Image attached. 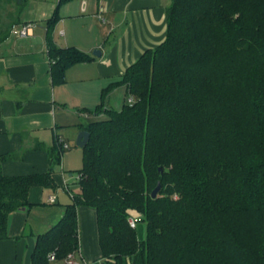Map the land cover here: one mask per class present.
<instances>
[{
    "label": "trees",
    "instance_id": "1",
    "mask_svg": "<svg viewBox=\"0 0 264 264\" xmlns=\"http://www.w3.org/2000/svg\"><path fill=\"white\" fill-rule=\"evenodd\" d=\"M166 19L165 40L88 111L108 118L83 127L90 139L79 193L37 236L32 264L78 255L80 206L97 212L102 259L94 264H264V0H171ZM58 20L56 11L48 28ZM48 41L56 83L93 59ZM117 87L134 100L108 108ZM46 150L45 173L6 176L2 164L13 156H0V241L11 214L31 205L32 188L57 190L64 146ZM129 210L142 214L144 240Z\"/></svg>",
    "mask_w": 264,
    "mask_h": 264
},
{
    "label": "crops",
    "instance_id": "2",
    "mask_svg": "<svg viewBox=\"0 0 264 264\" xmlns=\"http://www.w3.org/2000/svg\"><path fill=\"white\" fill-rule=\"evenodd\" d=\"M42 2L41 8L27 14V18L17 17L15 24L3 28L5 37L0 41V156H13L2 164L6 176L45 173L49 170L46 149L56 142L68 145L61 157L64 165L54 174L59 185L57 189L62 188L63 192L57 195L58 190L51 193L50 189H31V205L9 218V237L0 241L1 264H32L37 236L58 223L65 206L79 193L78 174L76 182H69L73 171L69 177L65 171L70 161L64 155L70 149L69 143L86 125L82 119L90 118L88 111L101 103L103 90L119 81L145 51L156 48L165 40L166 9L171 0ZM56 11L59 20L48 28L47 20ZM10 19L13 18L7 17ZM28 23H33V27L27 36L13 33ZM49 36L56 47H75L93 59L70 66L65 73V82L56 83L48 55ZM95 51L101 54L94 55ZM120 91L126 92V88L117 87L109 94L115 92L117 95ZM50 196L56 197L55 202H50ZM78 219L80 250L76 259L83 264L99 262L102 251L97 212L92 207L80 206Z\"/></svg>",
    "mask_w": 264,
    "mask_h": 264
},
{
    "label": "rangeland",
    "instance_id": "3",
    "mask_svg": "<svg viewBox=\"0 0 264 264\" xmlns=\"http://www.w3.org/2000/svg\"><path fill=\"white\" fill-rule=\"evenodd\" d=\"M42 5H43L42 0H0V16H1L0 17V36L4 33L3 31L4 27L6 28L7 25L15 24V22L17 21L16 20L17 17H20L21 20H24L25 18L29 16L27 14L34 13L35 11L40 9ZM7 17L13 18V19L7 20ZM127 93H128L127 89H126V92L121 93L120 91V93L117 95L115 94V92H111V95L109 94L110 96L109 95L107 96L108 99L105 103V106L108 108L120 109L123 106L126 97L128 96ZM91 110H94V109H91ZM107 118H108V114L103 112L100 115H96L93 113L91 114L89 119H82V120H83V123L87 124L89 121L105 120ZM79 133L80 132H78V134ZM78 134H77V137H78ZM76 139L73 142L69 143L70 149L67 150L66 153L64 154L66 159L68 157L70 158V161L66 164V167H65L66 175L69 177L70 171H73L72 172L73 177L72 178L69 177V180H70L69 182H76V178H77L76 171L79 170L83 165L82 148L76 146ZM63 163H64V160L62 159L61 163L55 166V170L61 171L62 165H64ZM72 185L74 186L75 183H72ZM57 190L58 191L55 192L57 195L63 192L62 188L57 189ZM51 193H54V192L52 191ZM42 213H44V210L42 211ZM129 214H130V217L133 216V217L138 218L137 227H136L137 233H138L139 238L141 240H144L146 237V222L141 220L142 214L136 210H129ZM77 261L79 264H83L81 260L78 259ZM50 264H66V263L63 260H58V261L51 262Z\"/></svg>",
    "mask_w": 264,
    "mask_h": 264
},
{
    "label": "built area",
    "instance_id": "4",
    "mask_svg": "<svg viewBox=\"0 0 264 264\" xmlns=\"http://www.w3.org/2000/svg\"><path fill=\"white\" fill-rule=\"evenodd\" d=\"M32 27H33V24L32 23H28L26 25H23L19 29H15L13 31V33L18 35V36L24 37V36H27L30 33V30H31ZM133 100H134V98L132 96L128 97V102L129 103H132ZM64 148H68V145H64ZM55 199H56L55 196H50V198H49L50 202H55ZM137 222H138V218L137 217L131 216L129 218V223H130L131 227L136 228L137 227ZM55 258L56 257H55L54 253L49 255V259L51 261L55 260ZM65 262H66V264H79L77 259H76L75 253L69 254ZM84 264H88V263H84Z\"/></svg>",
    "mask_w": 264,
    "mask_h": 264
},
{
    "label": "water",
    "instance_id": "5",
    "mask_svg": "<svg viewBox=\"0 0 264 264\" xmlns=\"http://www.w3.org/2000/svg\"><path fill=\"white\" fill-rule=\"evenodd\" d=\"M101 52L100 51H95L94 55H100ZM90 139V133L88 131H80V133L78 134V137L76 139V146L80 147V148H84ZM161 189V183H158V186L156 187V189L152 192V197L155 198L157 196V194L159 193ZM24 210V208H22Z\"/></svg>",
    "mask_w": 264,
    "mask_h": 264
}]
</instances>
